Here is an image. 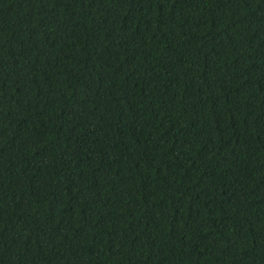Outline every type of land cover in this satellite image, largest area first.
I'll return each mask as SVG.
<instances>
[{"label": "trees", "instance_id": "trees-1", "mask_svg": "<svg viewBox=\"0 0 264 264\" xmlns=\"http://www.w3.org/2000/svg\"><path fill=\"white\" fill-rule=\"evenodd\" d=\"M0 264H264V0H0Z\"/></svg>", "mask_w": 264, "mask_h": 264}]
</instances>
